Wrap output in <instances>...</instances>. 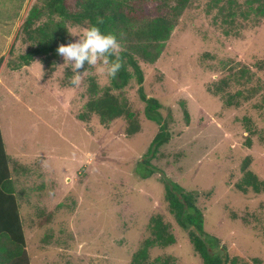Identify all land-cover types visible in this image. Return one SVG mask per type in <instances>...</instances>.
<instances>
[{
	"label": "rangeland",
	"instance_id": "rangeland-1",
	"mask_svg": "<svg viewBox=\"0 0 264 264\" xmlns=\"http://www.w3.org/2000/svg\"><path fill=\"white\" fill-rule=\"evenodd\" d=\"M35 1L0 0V28L1 21L9 30L16 24L11 51L0 58L8 68L0 74V131L28 263L131 264L150 236L149 219L160 215L175 243L150 248L149 261L168 256L173 264H203L168 211L162 177L197 193L204 231L217 240L211 251L236 257L237 264H264V190L236 188L246 156L264 182V18L238 14L230 25L218 14L219 7L226 11L225 0L218 6L192 0L159 58L140 63L143 91L161 104L169 133L168 143L148 157L154 174L141 178L136 168L159 126L144 116L134 80L123 95L140 131L127 136L124 118L106 126L96 115L77 120L89 78L100 88L109 85L95 66L79 84H70L72 72L59 67L61 55L52 71L38 58L16 70L8 66L28 49L20 27ZM236 2L246 8L244 0ZM80 29L68 27L71 42L77 37L69 33ZM219 86L221 93L210 91ZM238 91L239 106H226L227 95Z\"/></svg>",
	"mask_w": 264,
	"mask_h": 264
},
{
	"label": "trees",
	"instance_id": "trees-1",
	"mask_svg": "<svg viewBox=\"0 0 264 264\" xmlns=\"http://www.w3.org/2000/svg\"><path fill=\"white\" fill-rule=\"evenodd\" d=\"M192 0H36L27 12L21 24L22 38L29 43L25 53L18 56V61L9 64L11 69L27 66L38 58L40 63L52 71L55 60L59 58L57 48L61 44L71 42L68 27H87L102 18L99 27L103 31L117 34L123 45V66L109 85L100 88L94 78H89V99L84 104V110L77 114V120L87 122L93 115L98 117L101 125L124 118L128 122L126 135L131 136L140 131L137 114L130 110L124 97V88L134 80L138 85L139 98L144 102V116L159 126L153 137L146 159L141 160L136 168L141 178L154 174V169L148 168L149 158H153L160 147L168 143L169 133L160 114L161 104L158 100L146 97L143 88V72L140 63H154L160 56L177 25L178 18ZM222 0H214V6ZM226 11L219 7L218 14L226 24H234L237 15L256 19L264 18V0H244L246 8H235L236 0H225ZM2 61V59H0ZM0 61V65H1ZM86 66V64H85ZM83 70V69H81ZM242 72L241 75H244ZM245 76V75H244ZM251 77H247V81ZM73 84V83H70ZM223 87L210 90L214 94L222 92ZM241 92L228 94L224 99L226 106H239L238 97ZM244 99H247L245 96ZM185 121L188 113L183 109ZM248 140V138H247ZM250 146V141H247ZM149 157V158H148ZM251 157L246 156L241 164L243 177L236 188L242 193L249 190L262 193L264 182L249 170ZM164 188V199L168 211L181 229L187 232L189 241L201 258L203 264H237L236 257L219 255L211 251L216 247L217 240L204 231V218L198 209L197 193L186 191L179 184L160 177ZM150 236L143 241L142 247L133 253L131 264H173L171 257H155L149 261L148 250L154 246L165 248L175 243L170 225L164 223L160 215L149 219ZM0 264H29L25 250V236L20 216L18 200L0 131Z\"/></svg>",
	"mask_w": 264,
	"mask_h": 264
},
{
	"label": "clouds",
	"instance_id": "clouds-1",
	"mask_svg": "<svg viewBox=\"0 0 264 264\" xmlns=\"http://www.w3.org/2000/svg\"><path fill=\"white\" fill-rule=\"evenodd\" d=\"M102 23V18H98L96 23L80 29L78 34L69 33L77 39L57 48L58 54L63 57L59 67L70 69L73 84L81 82L89 66H95L96 71L108 79L115 78L123 66L122 42L116 33L103 31L99 27ZM81 69L83 71H79Z\"/></svg>",
	"mask_w": 264,
	"mask_h": 264
},
{
	"label": "crops",
	"instance_id": "crops-1",
	"mask_svg": "<svg viewBox=\"0 0 264 264\" xmlns=\"http://www.w3.org/2000/svg\"><path fill=\"white\" fill-rule=\"evenodd\" d=\"M1 23L3 26L0 28V58H6L11 51L12 43L16 35V24L12 22L9 30V28L6 29V26H8L6 23L2 21ZM4 69H8L6 63L0 65V74Z\"/></svg>",
	"mask_w": 264,
	"mask_h": 264
}]
</instances>
